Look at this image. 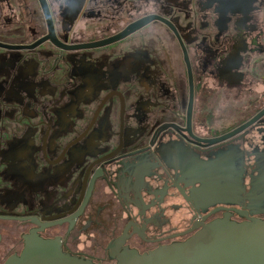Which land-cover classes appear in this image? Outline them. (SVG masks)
<instances>
[{"label": "flooded vegetation", "instance_id": "obj_1", "mask_svg": "<svg viewBox=\"0 0 264 264\" xmlns=\"http://www.w3.org/2000/svg\"><path fill=\"white\" fill-rule=\"evenodd\" d=\"M7 11L26 21L0 19V264L32 233L118 264L264 218V0Z\"/></svg>", "mask_w": 264, "mask_h": 264}, {"label": "water", "instance_id": "obj_2", "mask_svg": "<svg viewBox=\"0 0 264 264\" xmlns=\"http://www.w3.org/2000/svg\"><path fill=\"white\" fill-rule=\"evenodd\" d=\"M6 264H95L74 257L36 233L25 237L20 256ZM118 264H264V218L237 222L226 217L204 224L188 240L140 255L126 251Z\"/></svg>", "mask_w": 264, "mask_h": 264}, {"label": "rangeland", "instance_id": "obj_3", "mask_svg": "<svg viewBox=\"0 0 264 264\" xmlns=\"http://www.w3.org/2000/svg\"><path fill=\"white\" fill-rule=\"evenodd\" d=\"M8 13L9 12L7 11L6 16L4 14V16L1 17L0 19H2V23H4V21H5V27H6L5 29L7 31L6 34L13 35V34L17 33L16 30L18 29L19 24L21 22L26 21V20H24L23 18H22V20H20V18H17L16 16H12L11 14L9 15ZM168 52L170 53L172 58H174V53L171 52V50H169V49H168ZM139 95H141V93L134 92L132 94V99L137 98Z\"/></svg>", "mask_w": 264, "mask_h": 264}]
</instances>
